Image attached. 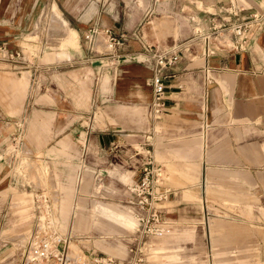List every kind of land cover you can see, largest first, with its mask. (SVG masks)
Instances as JSON below:
<instances>
[{
	"label": "crops",
	"instance_id": "0c3cea01",
	"mask_svg": "<svg viewBox=\"0 0 264 264\" xmlns=\"http://www.w3.org/2000/svg\"><path fill=\"white\" fill-rule=\"evenodd\" d=\"M22 1L0 0V41L12 49L22 48L16 45L25 30ZM105 1H108L107 4ZM54 2L61 10L75 15L71 9V0ZM52 5L49 14L52 22L50 30L62 33L64 40L60 45L75 43L76 31L67 23L71 19L64 18ZM101 7L88 19L92 17V22L113 23L117 28L114 31L126 36V43L107 53L84 44L67 48L66 52L63 50L58 54H98L94 57L98 62L97 72H101L100 75H105L106 78L97 77L95 85L91 84L94 89L91 104L94 105L95 102L103 108L104 112L96 113L98 121L104 120L102 126L94 122L91 110L79 109L60 90L59 97L49 98L48 102L42 101L40 96L33 99L24 113V118L32 120L26 124H30L36 133H64L71 135L73 142L79 135L82 141H86L80 145L74 143L76 146L69 143L65 147L72 165L81 167L77 181L83 184L88 179L95 181L97 176L102 178L107 175L114 180L119 169L131 166L133 182L147 159L161 166L163 185L174 191H180L181 187L173 185L168 165L174 168L173 174L179 181L181 176L191 178L192 180L186 181L194 183H201L206 177L209 178L208 181H218L206 175L207 168L227 172L224 181L240 183L242 187L244 183L254 182L248 178L249 174L264 177V27L250 31L245 47L240 49L234 47L235 35L230 28L236 21L246 18L249 12L263 9L264 0H104ZM205 33L210 34L208 39H205ZM141 42H151L165 48L177 46L181 55L177 63L163 69L167 110L159 118L150 117L147 111L151 89L146 78L151 74L152 67L143 60ZM45 57H51V54H45ZM1 59L6 60L16 71L24 66L9 61L0 54ZM25 60L23 57L21 62ZM27 64L29 68L24 69L26 72L31 69ZM57 66L60 67L58 63L55 64ZM83 84L75 93L79 98L89 89L84 81ZM27 87L26 76L0 72V101L9 109L17 107L25 96ZM83 116L88 118L87 123L79 122ZM15 118L18 117L12 116V119ZM58 118L71 121L57 130ZM131 134L141 138L140 142L143 144L140 143V146L143 145L144 152L122 142L126 135ZM51 147L46 149L47 152L58 149L55 145ZM85 150L88 153L82 158ZM156 155L161 159L158 160ZM28 164L30 162L23 158L17 168L27 169ZM190 166L195 167L196 171H189ZM63 167L67 169L61 178L71 183V173L74 171L71 172L68 165ZM36 170L40 181L45 182V165H37ZM26 171L31 173L29 169ZM73 177H76L75 173ZM68 189L71 190L72 187L69 186ZM99 192L100 190H91L83 194L76 191L74 197H106ZM13 196L20 202L21 218L27 219L30 194L14 189ZM48 199L54 226L68 238L66 253L70 257L83 255L89 261L87 264H93L92 258L101 254L126 258L129 256V245L141 241L136 234V219L129 204L95 202L93 212L87 214L84 210L77 212L79 208L75 206V212L79 214L75 216L74 212L71 224L61 218L60 208L53 205L50 194ZM125 199L127 201L126 196ZM60 204L64 215L70 213L69 196L62 197ZM33 205L35 229L38 219L34 199ZM91 219L109 232L135 227L134 234L128 235L124 256L103 250L106 248L103 236H99L97 240L92 238L88 247L80 246L81 252L70 250L75 224L84 226ZM2 235L0 234V264L6 261V264H25L18 251L9 250L10 246ZM114 250L120 252L121 245L118 244ZM216 264L220 263L216 261Z\"/></svg>",
	"mask_w": 264,
	"mask_h": 264
},
{
	"label": "rangeland",
	"instance_id": "374dc122",
	"mask_svg": "<svg viewBox=\"0 0 264 264\" xmlns=\"http://www.w3.org/2000/svg\"><path fill=\"white\" fill-rule=\"evenodd\" d=\"M22 2L24 3L22 9L25 30L22 32L23 37L17 40L16 45L22 46L24 50L25 62H17L24 66L16 71L6 60H0V72L24 75L28 80L25 96L18 102L15 109H9L4 102L0 101V234H3L2 238L8 242L10 251H18L22 255L25 264H55L52 260H31L27 252L29 236L34 230V192L39 190L50 194L53 205L60 208L61 218L72 224L75 206L79 208L76 209L77 212L84 210L87 214V212H93L92 206L95 202L114 201L121 205L128 204L125 199L128 194L127 184L132 183L134 178L131 175L132 167L123 166L114 180L109 175L102 178L97 176L95 181L88 179L80 184L77 181V175L80 176L81 167L72 165L73 162L67 158L70 155L67 156L68 151L65 147L69 143L76 146L74 143L80 145L81 142L86 141H82L79 135L73 142L72 136L64 133L52 135L36 133L30 124H26L31 123L32 120L24 118V113L27 112L33 99L40 96L42 101L48 102L49 98L59 97L58 90H60L63 94H67L69 100L79 109L91 110L90 114L94 122L102 126L104 120L98 121L96 113L104 112L103 108L95 102H93L94 105L91 104L94 93L91 84L95 85L97 77L106 78L105 75H100L101 72H97L98 62L94 57L98 54L59 55L58 52L86 44L83 32L93 20L92 17L88 18L102 8L104 0H71V9L75 15L61 10L54 0H23ZM105 2L107 4L108 1ZM52 4L64 18L71 19L70 23L68 21L67 23L76 31L75 43L60 45V42L64 40L62 33L50 30L52 22L49 20V14ZM81 13L85 14L80 16ZM99 24L110 26L113 30L117 29L113 23L106 21ZM94 46L100 52L110 51L105 42V35L102 33L98 34ZM48 53L51 57H45ZM27 63L31 69L26 72L24 69L29 68ZM56 63L60 67H55ZM83 81L89 89L83 97L79 98L75 93L84 86ZM12 116L18 118L12 119ZM70 121L58 118L57 130L69 124ZM80 121L87 123L88 118L83 116ZM121 133L125 132L121 131ZM140 140L139 136L131 134L126 135L122 142L144 152L145 148L143 145L140 146L142 143ZM51 145H55L58 149L47 152L46 149L52 148ZM86 153H88L86 150L83 151L81 157L84 158ZM23 158H26L30 164L27 169L26 167L18 169L17 166ZM156 158L161 159L159 155H156ZM39 164L45 165V182H41L38 177L36 166ZM63 165H68L69 170L74 171L71 173V183L61 178L67 169ZM143 165L144 162L139 176ZM152 165L160 167L161 179H163L161 166L153 162ZM28 169L32 174L26 171ZM167 170H169L170 178L174 180L173 185L181 187V190L170 189L168 196L159 203L158 210L161 214L159 233L151 232L142 235L139 229L137 230L136 234L141 238L138 243L141 245L144 257L141 264H216V261L220 264H264L263 176L253 177L249 174L248 178L253 179L254 182L244 183L242 187L240 183L225 182L228 174L225 171L207 168L206 175L218 181H208L209 178L206 177V180L201 183H194L186 181L191 178L181 176L179 181L173 174L174 168L169 165ZM188 170L194 172L196 168L190 166ZM73 173L76 177H73ZM69 186L72 187L71 190L68 189ZM14 189L30 194L27 219L20 216V202L14 199ZM91 190L94 192L100 190L99 193H103L106 197L103 199L97 197L87 199L82 195L74 197L76 191L85 194ZM66 196L70 197L68 207L70 213L64 215L60 200ZM78 214L76 213L75 216ZM88 216L93 217V215ZM72 230L73 238L70 241L72 252H81L80 246L88 247L92 238L97 240L99 236H103L106 240V248L103 250L124 256L128 235L134 234L135 227L130 230L109 232L91 219L90 223L87 222L84 226L75 224ZM187 232L190 233L187 234ZM59 233L64 234L61 230ZM118 244L121 245V251L115 252L114 248Z\"/></svg>",
	"mask_w": 264,
	"mask_h": 264
},
{
	"label": "built area",
	"instance_id": "2783aa9c",
	"mask_svg": "<svg viewBox=\"0 0 264 264\" xmlns=\"http://www.w3.org/2000/svg\"><path fill=\"white\" fill-rule=\"evenodd\" d=\"M262 27H264V8L253 10L248 13L246 18L230 25L231 31L235 35L234 47L244 48L249 32ZM100 33L105 35V42L111 51L126 43V36L123 33L115 32L110 26L92 22L83 32V39L87 46L93 48ZM204 36L205 39H208L210 34L205 33ZM141 43L143 60L149 62L152 67L151 74L146 78V83L151 89L147 111L150 117L159 118L167 110L163 69L177 63L181 55L177 46L165 48L151 42ZM0 54L9 61L19 62L23 60L24 50L22 48H9L5 42L0 41ZM127 190V202L137 220V230L139 229L142 235L151 232L159 233L161 230V214L158 206L170 192L169 186L162 184L160 167L153 166L151 159L146 160L141 175L134 182L127 184ZM34 198L38 223L28 240L27 252L30 254L31 260H52L55 264H87L83 255L75 257L67 255L68 238L59 233L54 226L48 195L43 191H39L36 192ZM140 246L138 242L129 245V256L126 258L101 254L93 257L92 262L93 264H141L144 257Z\"/></svg>",
	"mask_w": 264,
	"mask_h": 264
}]
</instances>
